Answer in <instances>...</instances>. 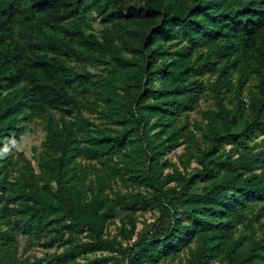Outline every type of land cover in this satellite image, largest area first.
<instances>
[{
  "label": "trees",
  "instance_id": "obj_1",
  "mask_svg": "<svg viewBox=\"0 0 264 264\" xmlns=\"http://www.w3.org/2000/svg\"><path fill=\"white\" fill-rule=\"evenodd\" d=\"M260 138L264 0H0V264H264Z\"/></svg>",
  "mask_w": 264,
  "mask_h": 264
},
{
  "label": "rangeland",
  "instance_id": "obj_2",
  "mask_svg": "<svg viewBox=\"0 0 264 264\" xmlns=\"http://www.w3.org/2000/svg\"><path fill=\"white\" fill-rule=\"evenodd\" d=\"M202 107L206 108L207 104L202 103ZM195 116V115H194ZM45 132L43 130L42 123L37 121L31 126V130L26 134L24 137L23 142L19 147H16L15 149V155L17 156L18 153L23 152L28 158H33L34 153H33V148H39L43 139H44ZM262 144H264V138L259 139ZM183 151L182 148L177 150L175 153L171 154V158L174 162L178 163V154H181ZM157 219V213L149 212L146 213L145 215H140L139 216V224H138V230H142L145 228L146 225L154 222ZM113 232H115V226H112ZM38 249V254L39 253ZM160 264H172L170 261L162 262ZM175 264V263H173Z\"/></svg>",
  "mask_w": 264,
  "mask_h": 264
}]
</instances>
